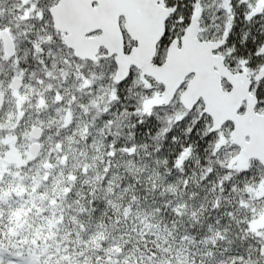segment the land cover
<instances>
[{
    "label": "snow or ice",
    "instance_id": "6c2138e0",
    "mask_svg": "<svg viewBox=\"0 0 264 264\" xmlns=\"http://www.w3.org/2000/svg\"><path fill=\"white\" fill-rule=\"evenodd\" d=\"M0 264H264V0H0Z\"/></svg>",
    "mask_w": 264,
    "mask_h": 264
}]
</instances>
